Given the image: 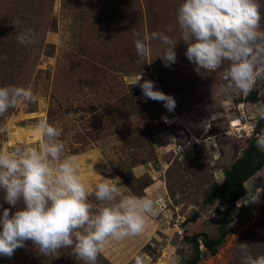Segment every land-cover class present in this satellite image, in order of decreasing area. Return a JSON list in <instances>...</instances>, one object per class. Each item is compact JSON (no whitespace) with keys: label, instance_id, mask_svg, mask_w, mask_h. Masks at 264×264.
Here are the masks:
<instances>
[{"label":"rangeland","instance_id":"rangeland-1","mask_svg":"<svg viewBox=\"0 0 264 264\" xmlns=\"http://www.w3.org/2000/svg\"><path fill=\"white\" fill-rule=\"evenodd\" d=\"M182 3L0 0V86H31L35 95L34 101L0 116V149L38 147L41 138L33 134V127L47 119L62 130L66 154L79 156L80 174L93 190L104 178H119L124 195L141 196L152 178L137 176L133 169H162L160 176L152 174L164 182L167 192L159 197L158 213L165 227L157 233L158 243L144 249L153 256L150 264H188L196 259L197 264H242L240 243L249 244L254 257L264 252V166H259L264 150L256 142L264 130V118L257 114L258 106H264V78L244 94L230 89L221 76L228 61L221 69L198 73L185 56L188 45L181 40L177 12ZM261 4L259 24L264 30V0ZM17 20L22 22L19 27ZM26 28L35 30L41 46L17 42ZM153 32L164 33L177 44L174 64L165 66L160 55L169 45L151 38ZM136 33L149 37V53L143 58L134 45ZM140 75L141 84L151 80L154 90L174 97L173 111L164 102L143 96L140 84L134 85ZM249 145L254 147L251 167H260L248 183L252 192L237 202L241 208L232 213L231 224L220 228L224 208L211 196L212 187L222 183L220 168L241 157ZM222 186L226 187L225 181ZM3 197L0 190V215L4 208L14 213L23 206L21 202L11 207ZM89 199L100 203L94 195ZM196 215L200 219L194 222ZM187 221L194 224L184 226ZM216 240L213 255L194 253L195 241L200 254L203 243ZM0 264L83 261L72 248L45 256L26 241L11 258L0 255ZM96 264L135 261L113 263L99 254Z\"/></svg>","mask_w":264,"mask_h":264},{"label":"clouds","instance_id":"clouds-1","mask_svg":"<svg viewBox=\"0 0 264 264\" xmlns=\"http://www.w3.org/2000/svg\"><path fill=\"white\" fill-rule=\"evenodd\" d=\"M261 0H183L177 21L181 40L187 45L185 56L200 69L216 71L225 61L221 76L228 87L248 94L258 78H264V30L260 28ZM16 21V27L21 25ZM134 45L141 58L149 53L148 36ZM151 38L169 45L160 57L168 67L177 59L176 43L168 35L153 32ZM17 42L28 46L37 43L36 32L26 28ZM140 84L143 96L164 102L168 111L176 107L174 97L154 90L155 82ZM31 86H0V116L22 102L34 101ZM257 114L264 118V106ZM33 134L40 137L38 147L23 146L0 149V190L11 206L21 204L14 213L4 208L0 215V255L11 258L18 248L31 241L42 255L61 248H72L83 264H96L99 254L111 241L141 235L150 217L161 211V201L151 196L124 195L119 178L97 183L94 190L82 178L80 158L66 154L60 139L62 130L41 119ZM257 147L264 150V130L256 136ZM94 195L99 204L90 202ZM3 205H0L2 208ZM245 257L242 264H264V255L253 256L249 244L240 243ZM135 264H146V254L137 255Z\"/></svg>","mask_w":264,"mask_h":264},{"label":"crops","instance_id":"crops-1","mask_svg":"<svg viewBox=\"0 0 264 264\" xmlns=\"http://www.w3.org/2000/svg\"><path fill=\"white\" fill-rule=\"evenodd\" d=\"M157 159H158L157 160L158 163L160 164V153H158ZM233 162L234 161H232L229 165H227L228 167H224V169L220 168L221 171L223 170L222 173L225 171L226 168L228 169L229 166ZM160 170H162V169H160ZM160 170L156 171V170H152L149 168L146 169L144 166L136 167L133 169L132 172H134L136 175L138 174L137 176H144V175L149 174L150 178H152V181H150L148 186H146V188L142 192L141 196L148 195V196H151V197L156 198V199H159V197H160V199H161L167 193L164 182H162L161 180H157L156 176H153V174H152V171H153L154 174H158L157 176H160ZM222 176H223V174H222ZM254 176H256V174H254L252 177H250L244 183L245 194L240 199V201H242L246 197L247 192H249V191L252 192V189H250V187L248 186V183L250 182L249 180L252 179ZM254 196H257L256 198L259 197V195H256V194H254ZM165 214L166 213H164L163 216ZM197 216L192 221L195 222V220H199L200 218ZM162 218L163 217H160L159 214H157L155 216H151L150 221H149V225L143 234L137 235V236L127 237L121 241H111L105 247V250L101 254L104 255L109 261H111L113 263H129V262L135 261L134 258L137 255L146 254V256H147L146 264L152 263L153 262V256H151L147 252H144V249L146 251L147 247L152 246L154 242L158 243L157 233L160 232V230L163 231L164 227H165V223L162 221L163 220ZM194 222L187 221L186 223H184V226H186L188 224H194ZM203 251H205V253H207L206 250L201 245V254H203ZM165 254L166 253L163 251L162 255L165 256Z\"/></svg>","mask_w":264,"mask_h":264},{"label":"trees","instance_id":"trees-1","mask_svg":"<svg viewBox=\"0 0 264 264\" xmlns=\"http://www.w3.org/2000/svg\"><path fill=\"white\" fill-rule=\"evenodd\" d=\"M51 4V3H50ZM42 39H40L37 44L41 46ZM51 100L56 103L55 96H51ZM49 116H51V112H49ZM252 150H254V147L252 145H249L247 149L243 152V155L236 160L229 166L228 169H226L223 172V180L222 183H216L217 185H214L211 190V196L219 202V206L224 208L223 214H221L220 217V228L226 227L231 224L232 222V213L237 208V211L239 208H241L240 205L237 204L238 201L244 196L245 190H244V183L252 177L260 167L264 166V161H262L259 166H253L251 167L255 160L253 159V153ZM223 181H225L226 187H223ZM197 216V215H196ZM196 218V217H194ZM198 235H194V238H196ZM223 236V233L220 232V237ZM202 237H206V235L202 234ZM199 241H195L192 244V247L194 249V253L196 255L200 256L199 254V248L200 245L198 243ZM219 240L209 242V243H203L202 247L207 251H209L213 255V251H211V248L218 246ZM260 255H264V252H262ZM198 259L194 261L188 262V264H197Z\"/></svg>","mask_w":264,"mask_h":264},{"label":"built area","instance_id":"built-area-1","mask_svg":"<svg viewBox=\"0 0 264 264\" xmlns=\"http://www.w3.org/2000/svg\"><path fill=\"white\" fill-rule=\"evenodd\" d=\"M252 214H255V212H252Z\"/></svg>","mask_w":264,"mask_h":264}]
</instances>
